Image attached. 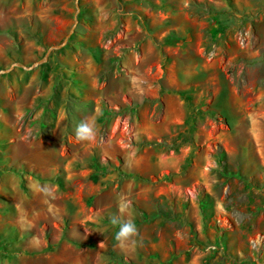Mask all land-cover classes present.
Returning <instances> with one entry per match:
<instances>
[{
	"label": "rangeland",
	"instance_id": "374dc122",
	"mask_svg": "<svg viewBox=\"0 0 264 264\" xmlns=\"http://www.w3.org/2000/svg\"><path fill=\"white\" fill-rule=\"evenodd\" d=\"M0 264H264V0H0Z\"/></svg>",
	"mask_w": 264,
	"mask_h": 264
},
{
	"label": "clouds",
	"instance_id": "9594fccd",
	"mask_svg": "<svg viewBox=\"0 0 264 264\" xmlns=\"http://www.w3.org/2000/svg\"><path fill=\"white\" fill-rule=\"evenodd\" d=\"M74 135L78 141L94 142L97 136V125L95 120H81L74 129ZM33 190L42 192L46 196H51L53 194L52 190L47 185H41L38 182L33 185ZM129 209V202L122 199L118 204V212L108 216L109 223L116 228L114 239L122 248H134L141 243V241L138 240L137 226ZM27 227L30 228L31 224L27 223Z\"/></svg>",
	"mask_w": 264,
	"mask_h": 264
},
{
	"label": "trees",
	"instance_id": "16d2710c",
	"mask_svg": "<svg viewBox=\"0 0 264 264\" xmlns=\"http://www.w3.org/2000/svg\"><path fill=\"white\" fill-rule=\"evenodd\" d=\"M194 114H190L189 116H187V118L185 119V124H186V141H188V143L192 144V130H193V123H194ZM188 161V160H187Z\"/></svg>",
	"mask_w": 264,
	"mask_h": 264
}]
</instances>
